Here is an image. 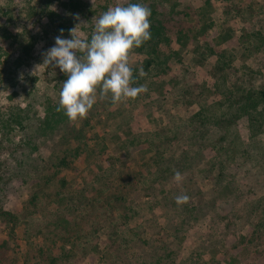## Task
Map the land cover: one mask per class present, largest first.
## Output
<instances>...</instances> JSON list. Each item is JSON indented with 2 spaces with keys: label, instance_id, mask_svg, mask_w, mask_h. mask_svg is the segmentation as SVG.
<instances>
[{
  "label": "rangeland",
  "instance_id": "rangeland-1",
  "mask_svg": "<svg viewBox=\"0 0 264 264\" xmlns=\"http://www.w3.org/2000/svg\"><path fill=\"white\" fill-rule=\"evenodd\" d=\"M44 1L30 15L28 0H0L2 110L25 105L28 91L58 104L66 76L43 64L45 53L61 29L90 39L102 14ZM168 1L182 29L157 48L159 62L129 53L133 86L145 92L113 104L97 88L85 118L54 135L27 131L23 147L0 131V208L18 220L0 219V264H264V102L253 108L264 86V0ZM99 2L104 13L129 0ZM177 195L189 199L177 205Z\"/></svg>",
  "mask_w": 264,
  "mask_h": 264
},
{
  "label": "clouds",
  "instance_id": "clouds-1",
  "mask_svg": "<svg viewBox=\"0 0 264 264\" xmlns=\"http://www.w3.org/2000/svg\"><path fill=\"white\" fill-rule=\"evenodd\" d=\"M151 10L144 4L129 2L109 7L95 20L90 39H81L76 28L69 30L71 39L61 35L47 50L43 64H53L66 76L59 92L57 111L63 110L69 121L86 117L100 95L110 96L116 104L135 99L147 90L145 85L133 86L135 78L129 64V53L151 38L149 17ZM78 53L82 55H78ZM140 77L142 67L136 69ZM176 181L182 179L174 173ZM187 195H177V205L186 203Z\"/></svg>",
  "mask_w": 264,
  "mask_h": 264
},
{
  "label": "trees",
  "instance_id": "trees-1",
  "mask_svg": "<svg viewBox=\"0 0 264 264\" xmlns=\"http://www.w3.org/2000/svg\"><path fill=\"white\" fill-rule=\"evenodd\" d=\"M33 1L40 2V0H28V10L30 15H35L37 12H40L42 8V5L37 6V4L32 3ZM47 1L44 2L47 3ZM129 2L142 3L151 10V15L149 17V30L151 33V38L144 42L141 47L136 49L140 52L146 51L148 55V66L154 63L157 64L160 57L157 48L163 46L162 44H165V42H168L169 37L167 34L170 31L177 27L182 29L180 24L181 21L173 16V13L178 12L177 6L168 0H149V2H143V0H129ZM68 8L74 14L85 17L93 14H101L106 9V7H101L99 0H69ZM46 14V25L49 29H53L55 24V14L52 11H48ZM7 28L8 26H1V33H6L5 29ZM30 49L31 48L29 46L23 45V54H25V56L28 55ZM22 59L23 56L17 53L16 58L11 63L7 64H15L14 68L16 69L21 64ZM7 61H9V58L6 60V62ZM3 70L4 67L3 69H0V80L2 81L5 79L3 76ZM2 76L4 79H2ZM256 95L258 96L255 99L253 108L256 107L257 103L264 102V86L258 91ZM23 99L25 104L23 106L17 104L12 105L9 107V109L5 110L0 108V131L4 132L6 137L13 135L12 139H14L16 136L17 138L15 141L17 142V146L23 147L25 144H28L29 141H27L26 137L24 136L27 131L39 134L40 136L54 135L60 131L61 127L65 126L67 121H69L64 115L63 110L57 111L58 104L54 103L53 100L45 99L44 101H40L39 97L37 98L32 95L31 91H28L27 96L25 95ZM41 103L45 105L43 111H36L35 113H32V108L34 105ZM65 161L66 158L63 157L60 159V162H58L57 165L65 164ZM49 167L52 168V165ZM48 176H50V174H47V177ZM46 180H53V176L52 178H46ZM0 219L5 221L7 220L12 225L18 221L15 214L2 208H0ZM5 243L6 242L4 239L0 240V263L2 262L5 255L3 250Z\"/></svg>",
  "mask_w": 264,
  "mask_h": 264
}]
</instances>
